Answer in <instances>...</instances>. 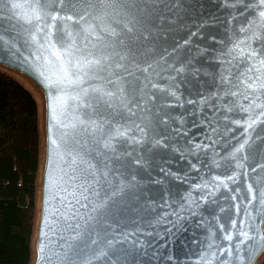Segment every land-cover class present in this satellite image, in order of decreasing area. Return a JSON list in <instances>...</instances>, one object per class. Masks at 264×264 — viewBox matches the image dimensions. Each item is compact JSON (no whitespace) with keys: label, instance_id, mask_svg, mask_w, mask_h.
<instances>
[{"label":"water","instance_id":"95a60500","mask_svg":"<svg viewBox=\"0 0 264 264\" xmlns=\"http://www.w3.org/2000/svg\"><path fill=\"white\" fill-rule=\"evenodd\" d=\"M13 2L0 0V68L28 82L42 105L29 264H109L111 250L121 246L128 258L112 257L111 264H249L246 254L264 234V116L256 119L264 107L230 111L239 97L229 93L237 91L233 77L240 60L232 43L249 16L244 5L255 0H131L147 13L144 26L130 34L140 55L134 51V63L123 61L128 75L108 69L105 80L113 73L118 80L107 89L114 95L100 97V103L95 93L83 102L75 98L81 89L97 86L91 79L80 87L44 86L43 68L36 67L44 61L35 59L38 48L29 34L35 28L20 20L17 13L27 9H13ZM164 89L172 99L162 105ZM62 93L67 94L63 109L56 103ZM160 109L172 119L161 120L157 136L146 125L162 115ZM251 120L256 122L248 127ZM118 126L126 136L115 135ZM70 167L77 176L87 174V183L78 182L83 188L69 189L79 205L70 212L76 219L67 223L79 238L63 233V240L78 247L79 259L53 243L60 242L53 233L74 203L62 192ZM245 229L249 238L237 249ZM263 256L261 251L251 264H261Z\"/></svg>","mask_w":264,"mask_h":264},{"label":"snow or ice","instance_id":"6c2138e0","mask_svg":"<svg viewBox=\"0 0 264 264\" xmlns=\"http://www.w3.org/2000/svg\"><path fill=\"white\" fill-rule=\"evenodd\" d=\"M11 7L13 9H27V11L18 12L17 16L23 23L35 28L29 34L38 48L35 59L44 61L43 65L37 64L36 67L37 69L43 68L41 77L47 81L44 84L45 87L53 82L69 87H80L89 79L97 81L96 87L89 86L87 89H81V94L75 96L77 100L82 102L87 99L88 93L96 94V103L101 102L100 97L114 95L107 89L111 88L113 80H118V78L113 73L112 78L105 80V73L110 68H120L124 70L125 75H128L127 70L124 69L123 61L128 59L134 63L136 59L132 55L134 51L136 56L140 55V52L133 46L130 34L144 26L147 13L142 12L140 4L133 3L131 0H31L27 4H24L23 0H14ZM244 7L249 12L251 19L249 16L243 18L246 23L238 29L232 43L231 51L238 54L240 60L236 67V75L233 77L237 91L230 92L229 96L239 97V101H243L249 107L245 109L243 104L233 99L229 108L230 111L232 108H236L238 111H251L253 105L256 108L264 107V99H261L264 97V0H255V3L246 4ZM126 33L129 35L126 36ZM41 53H43L42 56ZM113 55L116 57L115 61L112 60ZM147 70L146 67L145 71ZM52 76L56 77L55 81L52 80ZM229 84L231 86V82ZM149 87L158 88L159 86L149 84ZM120 91L121 89L117 87L116 92ZM171 99L169 90L164 89L163 95L160 97L161 104H169ZM66 101V93H62L56 98V103L61 109H63ZM160 111L162 112V109ZM131 115L132 112L129 111V116ZM261 116H264V112L256 116V119H260ZM121 119H125V117L122 116ZM169 119L172 118L166 112H162V115L157 116L154 122L146 125V128L151 127L155 135L159 136L160 133L155 131L156 128L160 127L161 120L168 121ZM255 122V120H251L246 123H248V127H251V124ZM173 123H175L174 119ZM235 123H242V121H235ZM61 127H75V124H62ZM132 127L136 128L142 135L148 134L145 128H139L134 123ZM161 131L167 133V131H174V129L163 128ZM115 135L126 136L127 131L118 126ZM74 151L68 152V156L72 157ZM134 163L140 164L141 161L137 159ZM76 173L77 169L70 167L69 173L64 174L61 180L65 185L62 192L67 193L74 203L68 204L69 212L64 213L66 219L63 225L53 233V235L59 233L60 242L54 241L53 243L56 248H68L79 259L78 247L63 240L65 231H70L69 238L73 241L77 240L80 235L78 232L70 230L71 226L67 223L68 220L76 219L75 216L70 215V212L75 211V207L79 205V200L69 189L74 185L77 186V191L83 188V184L78 183L81 178H84V183H87L86 173L81 172L79 176ZM130 178L135 179V177ZM97 188H99V184H97ZM249 189L251 190V185H249ZM83 198L87 199V197ZM80 206L85 207L86 205ZM103 207L101 205L95 211L99 212ZM45 220H47V213H45ZM232 223L235 225L237 221L233 220ZM239 223L243 225L244 221L241 220ZM80 227L79 224L75 225V228ZM40 235L42 237L43 232ZM239 235L243 239L236 244L237 249H240L244 240L249 238L250 231L248 229L242 230ZM229 239H231V234H229ZM40 251L43 252V240L40 241ZM220 251H224V249H220ZM261 251H264V234H262L259 243L249 248L246 254L249 264L259 257ZM229 254H231V249H229ZM128 256L129 252L123 246L111 250V256L108 257L109 264H111L112 257L116 261H120L122 258L126 260ZM236 258L243 259V257Z\"/></svg>","mask_w":264,"mask_h":264},{"label":"trees","instance_id":"16d2710c","mask_svg":"<svg viewBox=\"0 0 264 264\" xmlns=\"http://www.w3.org/2000/svg\"><path fill=\"white\" fill-rule=\"evenodd\" d=\"M39 149L36 100L0 68V264L31 261Z\"/></svg>","mask_w":264,"mask_h":264},{"label":"rangeland","instance_id":"374dc122","mask_svg":"<svg viewBox=\"0 0 264 264\" xmlns=\"http://www.w3.org/2000/svg\"><path fill=\"white\" fill-rule=\"evenodd\" d=\"M3 69V68H1ZM4 71H6L7 73L11 74L12 76H14L15 78H17L18 80H20L25 87H27V89L32 93V95L34 96L36 103H37V109H38V122H39V130L41 129V113H42V105H41V99L38 95V93L36 92V90L28 83L26 82L23 78H21L20 76L16 75L15 73H12L8 70L3 69ZM264 262V256L262 258L261 263Z\"/></svg>","mask_w":264,"mask_h":264}]
</instances>
